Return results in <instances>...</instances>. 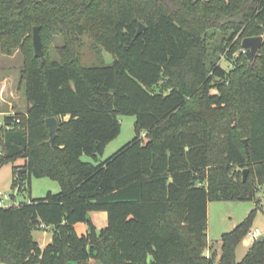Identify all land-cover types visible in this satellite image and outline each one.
<instances>
[{
  "label": "trees",
  "instance_id": "trees-1",
  "mask_svg": "<svg viewBox=\"0 0 264 264\" xmlns=\"http://www.w3.org/2000/svg\"><path fill=\"white\" fill-rule=\"evenodd\" d=\"M34 26L43 58L34 54ZM82 34L113 62L84 65ZM255 35L264 37V0H0V51L22 52L18 89L28 103L1 121L0 166L24 161L12 170L18 192L32 175L60 186L0 205V257L264 264V239L235 256L253 210L221 234L218 261L204 253L208 202L255 200L264 187V41L253 60L241 47ZM119 115L135 117V135L100 160L120 131ZM51 116L58 129L48 144ZM91 211H105L107 224L97 228ZM37 228L52 233L43 247L31 234Z\"/></svg>",
  "mask_w": 264,
  "mask_h": 264
},
{
  "label": "rangeland",
  "instance_id": "rangeland-1",
  "mask_svg": "<svg viewBox=\"0 0 264 264\" xmlns=\"http://www.w3.org/2000/svg\"><path fill=\"white\" fill-rule=\"evenodd\" d=\"M221 35H218L220 39ZM82 44L79 47L80 57L82 63L87 66L109 65L113 62V54L102 48H97L93 45V41L87 34L81 36ZM57 44L61 43L60 39L56 40ZM238 51L233 54L236 56ZM23 61V54L20 50H14L12 55L3 54L0 51V81L7 80V90L5 92V99L0 97V123L6 114L11 111L9 103L13 104V111H22L27 106V100L24 92L17 93L16 85L19 80V67ZM223 62V60L221 59ZM14 90L15 95L9 93ZM12 111V112H13ZM6 112V113H5ZM11 112V113H12ZM120 131L115 138L110 140L100 156V160H105L111 156L119 148L131 141L135 135L133 115H119ZM3 144V133L0 129V150ZM0 153V158H1ZM84 161H93L88 155H83ZM24 161L18 159L11 163H6L0 166V200L3 205L17 204L19 202H26L31 198L45 197L47 192L56 193L60 190L59 183L48 177H30V185L22 191L18 192L12 186V170L13 166L17 169L21 168ZM209 211L207 214V237L211 243L218 244L220 236L223 232L231 230L237 223L243 220L250 211H254V220L251 229L258 228L261 236L264 237V187L259 186L256 193L255 200L243 201H209ZM92 220L93 217L91 216ZM75 230L78 234H83L87 231V224L85 222H78L75 224ZM33 239L37 242H42L44 238L51 236L49 229L37 228L31 231ZM251 240L246 234L244 239L239 243L235 250L237 260H240L246 253L251 244ZM0 264H12L10 257H0ZM88 264H100L95 259H90Z\"/></svg>",
  "mask_w": 264,
  "mask_h": 264
},
{
  "label": "water",
  "instance_id": "water-1",
  "mask_svg": "<svg viewBox=\"0 0 264 264\" xmlns=\"http://www.w3.org/2000/svg\"><path fill=\"white\" fill-rule=\"evenodd\" d=\"M143 28H144V25L142 23H139L137 34H139ZM263 41H264L263 35L248 36V37H244L242 39L241 47L244 50L245 55L247 56V58L249 60H253L260 44ZM32 42H33L34 54L38 57L43 58L42 43H41V37H40L38 26L33 27ZM45 122H46V125L48 126V129H49V139H48L47 143L51 144L53 139L56 136V132L58 129V122H57L56 117H54V116L47 117L45 119ZM243 144L245 147V151L247 152V145H248L247 139H243ZM247 174H248V169L247 168L243 169V174H242L243 180L246 179ZM257 239L263 240L264 237L259 236Z\"/></svg>",
  "mask_w": 264,
  "mask_h": 264
},
{
  "label": "crops",
  "instance_id": "crops-1",
  "mask_svg": "<svg viewBox=\"0 0 264 264\" xmlns=\"http://www.w3.org/2000/svg\"><path fill=\"white\" fill-rule=\"evenodd\" d=\"M6 82H7V80H4L2 82L0 81V97H2L4 99H5V92L7 90ZM14 92H15L14 90H10L9 91V93L11 95H15ZM19 92H23V88L18 89V84H17L16 85V97H17V93H19ZM9 104H10L9 108L12 109L13 108V104H11V103H9ZM25 110H26V108L24 110H22V112L25 111ZM209 204L210 203L208 202V204H207V214H208V211H209V206H210ZM88 215H89L88 216L89 219L93 222V224H95V226L97 228H102V227H104L107 224V213L105 211H91V212H89ZM91 216L93 217V220H92ZM50 239H51V236L44 238L41 243L40 242H38V243H39V245L41 247H43ZM208 243H209V246L204 251V253L207 256L211 255L216 261H218L219 258H220V254H221V240L219 239L218 244L211 243L209 240H208Z\"/></svg>",
  "mask_w": 264,
  "mask_h": 264
},
{
  "label": "built area",
  "instance_id": "built-area-1",
  "mask_svg": "<svg viewBox=\"0 0 264 264\" xmlns=\"http://www.w3.org/2000/svg\"><path fill=\"white\" fill-rule=\"evenodd\" d=\"M242 52H244L243 49H242ZM244 53H245V52H244ZM16 121L18 122L19 119H16ZM0 124H1V123H0ZM142 135H144V133H142ZM0 153H1V150H0ZM12 204H14V203H12ZM0 205H3V204L1 203V200H0ZM5 205H10V203H9V204H5ZM41 227H44V225L41 224ZM247 235H248V237L250 238V240L253 241V240L257 239L259 236H261V232H260V230H259L258 228L250 229V230L247 232Z\"/></svg>",
  "mask_w": 264,
  "mask_h": 264
}]
</instances>
